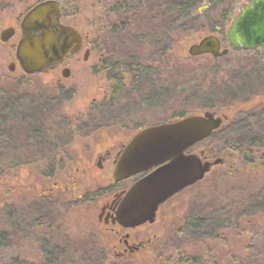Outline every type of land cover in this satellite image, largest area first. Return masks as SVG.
I'll list each match as a JSON object with an SVG mask.
<instances>
[{"label": "rangeland", "instance_id": "rangeland-1", "mask_svg": "<svg viewBox=\"0 0 264 264\" xmlns=\"http://www.w3.org/2000/svg\"><path fill=\"white\" fill-rule=\"evenodd\" d=\"M39 1L0 0V31L9 26L16 30L7 41L0 39V91H12L22 82L28 85L22 100H31V103L17 102L19 105L15 112L18 115L15 114L16 119H10L11 132L1 123L5 137H0V156L18 157L14 162L19 164L12 170L7 169L6 159L3 165L0 162L3 169L0 176V264H43L39 246L42 249L48 236L41 230L50 219L61 229L55 231L53 243L66 250H71L77 243H84L89 248V257L96 258V262L106 255L107 264H116L104 225L98 222L96 213L97 205L104 199L100 196L102 190L112 183L111 162L119 146L142 126L178 119L179 113L185 110V116L209 109L216 111L217 115L231 118L238 109L264 104V87L262 92L250 94L251 98L244 104L189 108L188 103H196L192 97L199 95L202 98L210 93L202 85L199 87L198 81L201 66L213 56H190L188 47L209 33H176L172 41L164 42L170 47L167 51L151 45H138L133 31L139 27L126 22L124 14L120 13L121 0H59L63 19L86 34L87 41H95V46L90 48L86 59L83 58V50L66 59L67 76L61 73L63 66H51L40 73L25 75L14 57L19 31L17 20L21 13ZM245 3L247 0H240L235 12ZM221 42L222 47L229 49L228 41ZM100 54L113 59L122 58L124 67H128L130 62L151 65L150 76L138 81L141 83L133 89L125 78L127 85L120 93L125 99L110 101L108 83L98 66ZM12 61H15L13 71L8 69ZM171 79L173 89L170 87ZM99 106L107 112L111 110L103 121L105 126L92 131L85 129L79 118H85L89 108L97 109ZM63 120L82 132L67 145H60L56 140L49 143L50 137L58 130L57 124ZM35 127L46 135H38ZM37 136H40L37 144L28 146V142ZM42 138L47 141L45 147L40 145ZM214 140L215 137L212 141L206 138L193 146V150H203L211 162L221 157L222 162L214 164L200 182L170 198L160 208L157 222L150 226V234L156 233L159 238V234L166 232L170 239L173 237L170 226H177L179 218L189 213L195 204L206 206L223 202L228 206L225 211L230 210L225 212L217 228H212L213 236L199 240L182 234L184 236L173 238L170 246L173 244V248L190 254L204 255L217 251L221 259L219 264H264V207L259 212L257 206L250 210L246 208L239 221L235 215L232 216V213L238 215V210L250 205L249 201H259L260 196H264V162L241 167L237 154L229 148L220 150ZM108 150L111 157L101 159ZM45 151L53 156L43 165L39 158ZM239 194L246 202L236 211L234 203L237 200L231 198ZM164 221L167 230L162 228ZM231 254L233 260H230ZM53 262L67 264L66 256H60L59 262Z\"/></svg>", "mask_w": 264, "mask_h": 264}, {"label": "trees", "instance_id": "trees-1", "mask_svg": "<svg viewBox=\"0 0 264 264\" xmlns=\"http://www.w3.org/2000/svg\"><path fill=\"white\" fill-rule=\"evenodd\" d=\"M240 0H122L119 4L120 13L124 14L126 22L134 24L139 28L134 29L133 37L134 41L138 45L146 44L151 45L153 48H160L161 51H167L170 47L164 44L166 40H173L172 37L176 33L192 32H208L221 36V41L226 40V28L235 15V9ZM117 8V7H116ZM115 8V10H116ZM128 25V23H127ZM172 44V43H171ZM114 69L110 73L115 72ZM142 71H149L147 68H141ZM222 73L223 75H218ZM199 79V87L210 90L208 95L192 97L196 103L194 105L188 102L189 108L203 109L214 107H225L229 105L244 104L251 98V95L257 92H262L264 87V53L260 49L240 50L233 51L229 47L227 54L220 57H213L204 66H201ZM109 76V75H108ZM114 80L113 77H110ZM170 87L173 89L174 84ZM115 81V80H114ZM207 83V84H204ZM19 84V83H18ZM16 85L14 90L9 92L0 91V113L3 116L0 118V137L2 135L1 127L6 125L11 132L10 125L12 118L18 113L15 112L16 106L19 105L18 101L31 103V100H22L27 94L26 88L28 85L20 82V85ZM205 86V87H204ZM261 90L259 91V89ZM2 92V93H1ZM204 93V92H202ZM191 94V93H190ZM210 96V97H209ZM115 97V96H114ZM116 98V97H115ZM117 99V98H116ZM6 102H5V101ZM113 100V99H112ZM2 101L3 105H2ZM185 101V99H184ZM198 103V104H197ZM4 107V108H3ZM100 108H89L85 118H79V123L84 124L85 129L94 130L106 121V117L111 113L105 111L101 106ZM189 111V109H187ZM186 112V110H185ZM185 112L179 113V117L185 116ZM11 113L13 116H11ZM62 115L60 114V118ZM11 119V120H10ZM3 125H2V124ZM34 123V122H33ZM78 126H81V125ZM57 132L50 137L49 143L55 140L63 145L67 140H72L75 135L81 133L78 131V127L75 125L60 121L57 124ZM47 128V127H46ZM33 129V128H32ZM35 130L38 128L35 127ZM51 132V129H49ZM38 135H46V132L36 131ZM5 133V132H4ZM36 133V134H37ZM87 134V133H83ZM4 136V134L2 135ZM12 136V133L8 135ZM5 137V136H4ZM40 136L28 142V146H35ZM215 137V144L220 150L231 149L237 154V161L241 163V167L258 165L260 161L264 162V104H259L253 107H246L244 109H238L237 112L231 117L226 118L223 124L216 130H214L208 138ZM44 138V137H43ZM40 142V145L47 144L45 140ZM14 139L12 137L11 141ZM30 143V144H29ZM43 147V149H44ZM7 148H10L7 146ZM41 152V150H40ZM40 152H36L40 153ZM8 153V152H7ZM2 155V154H0ZM9 155V154H7ZM48 152L45 151L39 159L43 162L48 161L53 156H47ZM14 158H6L0 156V162L3 165L7 160V169H15L18 161L14 162ZM3 169L0 168V176L3 174ZM258 195V193L256 194ZM259 196V195H258ZM259 201H249L250 205L245 206L242 196H233L231 200H237L235 207L236 211L242 208L241 215H245L246 208L248 210L253 206H257L256 209L259 212L264 207V196H260ZM222 206V203L218 204ZM241 206V207H240ZM240 207V208H239ZM49 212H51L48 209ZM215 211L205 214L204 210H198L195 215L203 216V219H197L196 222L189 225L188 228L192 231H197L200 228L212 229L216 227L214 225ZM238 218L239 215L232 213V216ZM236 220V219H235ZM46 223L44 229L41 231L48 236L45 238L44 245L41 250V256L43 264H54L52 261L59 262L60 256H66L67 264H107L105 257H101L99 262H96V258L89 257V248L87 244H75L76 246L71 250L61 248L60 245L53 243L52 237L55 236V231L60 230V225L50 219ZM40 231V233H42ZM52 241V242H50ZM54 260H52V258ZM52 260V261H51ZM56 264V263H55Z\"/></svg>", "mask_w": 264, "mask_h": 264}, {"label": "water", "instance_id": "water-1", "mask_svg": "<svg viewBox=\"0 0 264 264\" xmlns=\"http://www.w3.org/2000/svg\"><path fill=\"white\" fill-rule=\"evenodd\" d=\"M59 13L55 0H44L24 15L16 58L25 73L41 71L79 49L81 35L74 28L59 24ZM32 29L36 30L35 34ZM13 33L12 27L4 29L0 39L6 41ZM226 39L233 51L260 49L264 53V0H247L240 6L226 28ZM228 51L214 33L188 47L190 56L220 57ZM62 75L67 76L68 70L64 69ZM225 118L214 110H205L136 132L115 158L112 179L118 181L156 168L129 188L118 207L116 220L125 227H132L150 219L158 204L201 180L210 166L222 162L221 157L212 162L202 161L198 154L186 151L207 138Z\"/></svg>", "mask_w": 264, "mask_h": 264}, {"label": "flooded vegetation", "instance_id": "flooded-vegetation-1", "mask_svg": "<svg viewBox=\"0 0 264 264\" xmlns=\"http://www.w3.org/2000/svg\"><path fill=\"white\" fill-rule=\"evenodd\" d=\"M41 1H44V0H41ZM55 1L58 3L59 12H60L58 15L59 24L67 26V27H72L81 35L80 47L77 51L66 56L62 61L50 64L49 66L42 69L41 71L34 72V73H25L22 70L23 74H25V75L40 73V72L44 71L45 69H47L51 66H63L62 71L64 69L68 70V67L65 66L66 65L65 64L66 59H68L71 56H74L75 54L79 53L82 50H83V58L86 59L88 54H89L90 48L91 47L93 48L95 46V41H89V40L87 41L86 40V38H87L86 34L81 33L76 27L68 24L63 19L62 4L60 3L59 0H55ZM116 6H118V5H116ZM29 9L27 11H25L24 13H21L18 17V20H17L19 31H18L17 40L15 42V46H14V57H15V60L17 61L18 64H19V62L16 58V48H17V45H18L20 38L22 37V34L20 33L21 32L20 31V24H21V21H22L24 15L29 11ZM7 28H10V26ZM12 28L14 29V33L12 34V36H14L16 30L14 27H12ZM31 31L34 34L36 33V30H34V29H32ZM0 33H1V31H0ZM12 36H10V37H12ZM91 44H94V45H91ZM99 60H100L99 65H98L100 67L99 70L103 71L104 76L106 78V81L108 83V87H109V96L108 97H110L109 98L110 101L112 99L115 100V97L117 98L118 102L121 101L122 99H125V96H123V95L121 96L120 93H122V89H124L127 85L125 83L126 79L130 81L131 89H133L134 86H139V84L141 83V82H139V84H138V81L150 76V71H147V72L142 71V73H140L141 72L140 69L143 67L144 68L148 67V69H149L151 67V65H143L144 63H141V62H139V63L130 62L128 64V67H124L122 65L124 62V60L122 58L113 59L112 57H108V56L104 57L103 54H100ZM11 64L13 65L12 69H9L11 67ZM113 65H115V72L108 74V73H110V71L112 69H114ZM14 67H15V61L10 62L8 65V69L13 71ZM62 71H61V73H62ZM110 77H113L115 81ZM168 85H169V80H168ZM164 90H165V87H164L163 91ZM170 121H173V120H168L166 122H170ZM160 123H164V122H158V123L142 126L138 130H136V132H138L139 130H141L142 128H145L147 126L156 125V124H160ZM105 124H106V122H103V124L101 123L100 126H105ZM137 128L138 127H136L135 129H137ZM135 133L131 136V138L135 135ZM131 138L126 143L121 144L119 146V149H117L115 151V154L113 155L112 162H111L113 166H114L115 158L117 157L118 153H120L123 150V148L126 146V144L131 140ZM70 141L71 140H67L63 145H67L68 143H70ZM195 145H197V144H195ZM59 147L60 146L57 147V151L59 150ZM203 152H204L203 150H200L199 152L194 151L193 146L186 151V153L198 154L201 157L202 161L203 160L209 161V159H207V156L204 155ZM54 156H56L55 153H54ZM110 157H111V154H110V151L108 150V151H106L105 156L101 157V159H103V160L109 159ZM212 166H210L208 171L205 172V174L201 178V180L210 171ZM154 168H156V167H152L146 171L139 172L137 174L128 176V177L123 178V179L118 180V181H114L112 179V183L110 185H107L105 190L104 189L102 190L103 193L100 194V196L104 197V199L101 202H99V204L97 205L98 211L96 213V216H97L98 222L104 225L105 232L107 233V238L110 241L109 245H111V248L113 250L112 254L116 260V264H219L221 259L219 258V254L217 251H215L214 253L208 252L204 255H202L200 253H194V254L191 253L190 254V253H187V251H184L180 248H173L174 247L173 244L170 246V244L173 241V238L176 239V237H179V236H184V235L185 236H194L199 240L203 239V238L206 239V238H209L210 236H213L212 229L209 230V229H204L202 227V228L198 229L197 231H192L188 227L192 223L196 222L197 219H203V216L195 215V212L198 210H204L205 214L212 212V211H215L214 214H217V216H215L214 224L217 225L220 222H222L225 212L230 210V209L225 211V209H227L228 206H226V205L219 206L218 205L220 203L219 201H217L216 203L213 202V203H211V205H206V206H203L200 204H195L193 209L189 210L190 211L189 213L187 212L183 217L179 218L178 221L180 224L177 223L178 225L175 227H174V225L170 226V229H171L170 232L173 234V237H171L170 239L168 238L167 235H165L166 232H163L162 235L159 234V238L156 235V233L150 234V226L154 225L157 222V219L159 217L158 215H159L160 208L170 198H172L173 196H175L178 193L183 192L185 189L194 186L195 184H197L201 180H198L194 184L186 186L183 189L173 193L171 196L166 198L163 202L158 204V206L154 210L153 216L150 219H146L143 222L139 223L138 225H135L132 227H125V226L121 225L116 220L115 216H116V212L118 210V207H119L123 197L125 196V194L129 190V188L137 180H139L140 178L147 175ZM111 173H112V170H111ZM216 200H218V199H216ZM222 204H223V202H222ZM230 207L232 208V206H230ZM238 212H239L238 218L243 217V215L242 216L240 215L241 211L238 210ZM239 220H240V218L238 219V221ZM195 226H196V224H195ZM162 228H163V230H167L168 227L166 225V221L162 222ZM215 228H217V226ZM182 234H184V235H182ZM161 236H164V237H161ZM105 257H106V255H105ZM106 259H107V257H106ZM230 260H233V255H232V259H230ZM228 263H230V262H228ZM111 264H113V263H111Z\"/></svg>", "mask_w": 264, "mask_h": 264}, {"label": "bare ground", "instance_id": "bare-ground-1", "mask_svg": "<svg viewBox=\"0 0 264 264\" xmlns=\"http://www.w3.org/2000/svg\"><path fill=\"white\" fill-rule=\"evenodd\" d=\"M21 33V32H20Z\"/></svg>", "mask_w": 264, "mask_h": 264}]
</instances>
